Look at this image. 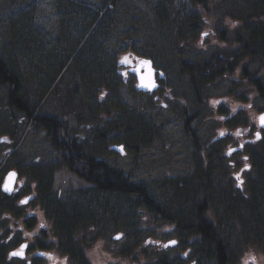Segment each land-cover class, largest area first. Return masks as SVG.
<instances>
[{"label": "rangeland", "instance_id": "374dc122", "mask_svg": "<svg viewBox=\"0 0 264 264\" xmlns=\"http://www.w3.org/2000/svg\"><path fill=\"white\" fill-rule=\"evenodd\" d=\"M35 1L38 5L37 23L43 25L46 31H57L60 18L57 0ZM84 1L94 6L104 5L106 8L111 1L115 3V0ZM115 4L113 10L117 13H113L112 18L115 32L110 37V52L119 50L121 52L119 61H123L125 57L135 61L148 56L166 78L165 81H161L164 87L158 91L140 92L136 76L121 64L120 69L127 76V81L120 87V99L129 107H141L144 113L153 117L160 129L154 141L140 147L137 152L129 151L124 144L126 154L111 151L112 144L122 143L118 141L109 143L110 150L104 154V159L122 169L130 179L148 184L152 194L159 197L158 201L167 206L174 201L168 180L193 177L203 159L208 164L209 160L214 161L217 156L214 162L220 168L219 172L215 173L216 186L213 187L215 203L212 204L210 216L216 220L222 241L228 247L229 264H264V255L259 246L263 242L260 239H264L262 223L264 196L253 204L255 211L252 206L249 211L242 209L241 221L236 220L231 210L220 213L216 205L220 197L219 192L237 191L236 177L242 176L245 179L243 192L250 196L254 193L255 186L261 185V182L264 184V171H261L264 170V166L253 164L258 160L259 148L264 144V140L258 141L254 135L259 130L258 126L255 127L256 123L258 125L259 114L264 112V99L256 96L254 91L250 92L249 98H243L245 90L248 89L244 79L246 75L244 68L247 69L250 78L251 75L263 78L264 55L254 59L252 56L246 58L240 56L237 66L232 71H227L207 87L205 85L203 91L197 95L191 85V74L182 71L183 64L185 66L190 63H205V60L215 52L223 54V63L226 64L225 56L236 49V45L232 44L234 42L238 44V41H235L239 35L238 31L244 34L239 28L243 23L237 18L241 14L240 10L247 6L245 0H211L214 21L206 19L197 34L186 31L181 35L178 31L171 33V29L184 19L189 20L194 16L193 13L198 6L193 0H117ZM161 13H166L168 20L172 22L158 21V15ZM10 16L0 15V21L6 20L7 23ZM222 26L227 30V33L223 34L228 39L226 43L220 38ZM2 40L0 38V42ZM236 50L240 54L241 48L238 47ZM71 79L73 80L68 73L60 87L45 94L41 93L38 84H34L31 86L33 93L31 98L38 103L43 113L64 116L80 138L86 140L101 120L89 119V109L83 104L81 97L71 99L67 95V88L69 86L73 88ZM7 102L8 88L0 87V139L9 137L7 143H0V171L7 168L8 172L14 167V164L10 163L11 160L13 159L15 163L18 157L25 159L28 164L37 162L57 164L58 154L50 147L45 132L34 129L30 122L13 124ZM243 111L249 116V123L243 126L226 123L232 121L234 117L235 120L241 118ZM13 134L14 137H11ZM240 143H245L244 148L231 152L232 148H239ZM212 151L214 154L210 156ZM14 152L17 154L13 155ZM59 165L60 163L56 166ZM28 182L31 184L26 176L21 175L19 183L22 196L16 200V205L22 210L24 217L32 209L40 221L44 220L41 210L43 207L39 202L37 209L27 208L26 204L22 203L30 194L34 195L35 201L37 200V190L34 191ZM53 191L64 201L63 203L69 202L79 208L81 200L97 207L96 224L93 231L86 235V238L94 239L86 247L88 258L93 264H150L151 261L156 263L157 255L164 253L173 258V264H218L213 257L205 256L203 260H197L201 255L198 253L200 252L198 246L195 245L199 239L193 237L186 236L185 241L180 242L178 246L166 247V241L178 239L180 233L159 213L145 206L136 205L133 199L127 196L122 198L113 193H98L92 184L64 166L60 165L55 171ZM120 198L124 204L120 205ZM86 204L81 210L88 207ZM111 206H116L119 213H112ZM1 216L4 223L8 218L15 220L14 225L9 223L11 229L3 232L9 251L16 249L18 243L27 237L42 239V243L44 241L48 243L44 234L45 229L54 234V227L49 220H46V224L39 225L41 230L38 226L29 230L22 221L16 222L18 219L15 213L12 215L5 212ZM27 220L31 222L32 216ZM117 234H122V238L117 239ZM53 246L54 261L67 264L60 255L61 249L54 244ZM130 247L134 249L125 252ZM45 249L47 246L41 244L39 250ZM34 257H31L32 264H45L42 258ZM68 263L72 264L73 261ZM21 264L28 263L22 261Z\"/></svg>", "mask_w": 264, "mask_h": 264}, {"label": "trees", "instance_id": "16d2710c", "mask_svg": "<svg viewBox=\"0 0 264 264\" xmlns=\"http://www.w3.org/2000/svg\"><path fill=\"white\" fill-rule=\"evenodd\" d=\"M193 1L198 6L193 13L194 16L177 24L171 29V33L178 31L181 35L191 31L197 34L206 19L214 21L211 0ZM245 2L247 6L240 10L241 14L237 18L243 23L239 28L244 34L238 31L239 35L235 40L238 44L235 42L232 44L236 45V49L241 48L240 54L233 49L225 56V65L223 54L219 52L212 54L205 63H190L185 66L183 64L182 71L191 74V85L196 95L203 91L205 85L207 87L227 71H232L237 66L240 56L245 58L252 56L254 59L264 55V0ZM115 3L111 1L112 7L108 5L106 8L104 5L94 6L84 0H57L59 29L46 31L43 25L37 23L38 5L35 0H0L1 17L11 14L7 23L6 20L0 21V38L3 39L0 42V87L8 88L7 107L13 124L30 122L34 129L45 132V138L50 147L57 152L59 161H56L57 164L42 162L28 164L25 159L18 157L15 163L13 159L10 163L14 164L13 168H18L22 175L29 176V179L36 180L38 184L37 200L43 207L42 218L44 221L49 220L54 227V234L44 230L49 242L47 248L52 249L54 244L72 259L84 263L85 248L94 240L86 238V235L93 231L96 224L97 207L91 204V209L81 210L82 208L79 209L69 202L63 203L64 201L53 191L54 174L61 165L84 181L93 184L98 193H113L122 198L127 196L132 198L136 205L145 206L159 213L166 221H171L180 233L182 241H185L186 236L199 239L195 244L199 248L198 253L201 254L197 260L201 261L206 256L215 258L217 263L220 261L221 264L224 262L227 264L230 258L228 247L222 241L216 220L210 216L212 204L215 203L213 195V187L216 186L215 173H218L220 168L214 162L217 156L214 161L209 160L208 164L203 159L193 177L168 180L174 201L167 206L158 201L159 197L152 194L148 184L130 179L122 169L104 159V154L110 149L115 151L112 149L114 144L108 149L109 143L118 141L122 143L120 145L127 146L129 151L137 152L140 147L151 144L160 129L153 117L144 113L141 107H129L119 97L120 87L127 81V76L123 74L120 66L121 64L126 68L129 66L124 60L119 61L121 56L119 50L111 52L109 50L110 37L115 32L112 19L113 13H117L113 10ZM158 21L172 22L168 20L166 13L158 15ZM221 33L220 38L226 43L228 39L223 34L227 33V30L223 26ZM244 69L248 89L245 90L243 98H249L250 92L254 91L256 96L264 99V77L251 75L250 78L247 69ZM68 73L73 78L70 80L73 88L70 86L67 88V95L71 99L81 97L83 104L89 109V119L101 120L86 140L80 138L64 116L43 113L38 103L31 98L33 96L31 86L38 84L42 94L48 93L60 87ZM226 123L243 126L249 123V116L243 111L241 118L235 120L234 117L232 121ZM258 140H264V133ZM262 147L258 151V160L253 162L255 166H264V144ZM126 152L125 150V154ZM213 152L210 156L214 154ZM16 154L17 152L13 153ZM59 163L60 165L56 166ZM6 170L7 168L1 173ZM243 189L244 185L240 188L237 183V191L225 190L218 193L220 197L216 205L220 213L231 210L236 220L241 221L243 208L249 211L252 206L255 211L253 204L264 196V184L261 182V185L255 186L251 196L245 194ZM122 198L120 205L124 204ZM34 208L37 209V206ZM111 211L114 214L119 213L116 206H111ZM5 212L12 215L15 213L18 219L16 222L21 223L24 213L17 207L16 198L3 193L0 188V264H21V259H14L11 256L3 236V232L11 229L9 223L15 224L13 218L6 219V223L3 222L1 215ZM32 218L31 222L22 221V224L27 227L38 226L41 230L39 225L43 220L40 221L35 215ZM262 223L264 226V222ZM260 240L263 241L259 246L264 255V239ZM132 249L134 247L126 249L125 252ZM157 260L156 263L151 261L150 264H173V258L165 253L157 255Z\"/></svg>", "mask_w": 264, "mask_h": 264}, {"label": "flooded vegetation", "instance_id": "af4514ba", "mask_svg": "<svg viewBox=\"0 0 264 264\" xmlns=\"http://www.w3.org/2000/svg\"><path fill=\"white\" fill-rule=\"evenodd\" d=\"M158 76H160L161 74H162V71L159 69L158 70ZM161 81V80H160ZM163 81H165V80H163ZM164 87V85H163V83L161 82L160 83V88H163ZM159 88V89H160ZM258 126V129L259 130H257L256 131V133L257 134H259V135H262V133H263V129L261 128V127H259V125H257V123L255 124V127H257ZM259 138H260V136H259ZM8 140L9 139H5L4 141H2V142H0L1 144L2 143H7L8 142ZM1 151V150H0ZM5 170V169H4ZM3 170V171H4ZM0 173H1V171H0ZM4 174V173H3ZM2 173L0 174V188H2L1 186H2V175H3ZM238 179H241L242 180V182H243V177L242 176H239L238 177ZM30 181H31V184H30V186L34 189V191L36 190V188H37V182H36V180H31L30 179ZM241 186L242 185H240L239 187L241 188ZM20 189L21 188H19V187H17V189H16V191H15V193H13L12 195H10L12 198H16V200L18 199V198H21V196H22V192L20 191ZM28 197V199H30L28 202H26V203H23V204H26V207L28 208V207H35V206H37V203H38V201L36 200V203H34V195L33 194H30V195H27L26 196V198ZM35 205V206H34ZM34 215V212H33V210L31 209L30 210V212H29V214L27 215V216H23L22 217V221L24 222L25 220H27V219H29V217L30 216H33ZM32 224V223H31ZM44 224H46V220L44 221H42V224L41 225H44ZM27 227V226H26ZM27 228H29V230H30V228H33V226H30V227H27ZM24 241H26V242H28V243H30V248L28 249V254H27V257L25 258V259H23V260H25L28 264H32V262H31V257H33V256H35L34 258H36V257H40V258H42V260L45 262V264H51V263H58V264H64L63 262H59V261H54V259H53V253H52V251H51V249H46V250H42L43 252H45L44 254H38L36 251H38V249H41V244H43L44 246H47V244L49 243H46V241H44L43 243L41 242L42 241V239H36V240H33V238H30V237H27V239H22L21 241H20V243H22V242H24ZM94 241V240H93ZM48 247V246H47ZM87 247V246H86ZM60 255L61 256H63L64 257V262H66L67 264H69L68 263V261H73V263L75 262V264H93V262L91 261V259L90 258H88V254H87V251H86V248H85V255H86V257H85V262L84 263H82V261H79V260H74V259H72L71 257H69L68 255H67V253H65L64 251H60ZM16 259H18V258H16ZM72 263V264H73Z\"/></svg>", "mask_w": 264, "mask_h": 264}, {"label": "water", "instance_id": "95a60500", "mask_svg": "<svg viewBox=\"0 0 264 264\" xmlns=\"http://www.w3.org/2000/svg\"><path fill=\"white\" fill-rule=\"evenodd\" d=\"M141 61H150L151 62V69H152V73H153L152 80H153V82L155 84V87L149 88V87L143 86L141 84V79H140L141 75H145L147 73V68L141 66ZM127 64L132 66V68L130 69V71L132 73H134L136 75V77H137V80H138V89L139 90L144 91V92H149V91H155V90H157L159 88L160 83L158 82L157 77H156L157 70H156V68L154 66L153 60L150 57H143V58L139 59L136 63L127 62ZM161 77L163 78L164 75H162ZM261 117H264V112L259 115V123L264 128V123H261ZM112 149L117 150V151L121 152L122 154L125 153L124 145H113L112 146ZM10 173H15L16 174L15 177H14V179H13L12 185H11L12 190H13V188L15 186L16 179L18 177V173L16 171H10L8 173V175H7V178H6L5 183L8 182V177H9V174ZM3 190H4V187H3ZM12 190L11 191H5L4 190V191L6 193L7 192L8 193H11ZM24 201H26V200H24ZM116 238L118 239V236H116ZM172 244H175V243H172ZM22 246H24V247L22 248ZM27 247H28V244L27 243H23L21 245V249L23 250V255H16V256H18V257H24L25 256V250L27 249ZM21 249L19 251H21ZM19 251H13V252H11V254L14 253V252H19Z\"/></svg>", "mask_w": 264, "mask_h": 264}, {"label": "snow or ice", "instance_id": "6c2138e0", "mask_svg": "<svg viewBox=\"0 0 264 264\" xmlns=\"http://www.w3.org/2000/svg\"><path fill=\"white\" fill-rule=\"evenodd\" d=\"M205 35H207V33H205ZM124 61L125 62H128V58L125 57L124 58ZM141 66L142 67H146L147 68V73L145 75H141L140 79H141V84L143 86H146V87H149V88H152V87H155V84L152 80V69H151V62L150 61H141ZM261 123H264V117H261ZM239 134V133H237ZM221 135H223V133H221ZM258 138H259V134H257ZM245 159H247V157H245ZM15 173H10L9 174V177H8V182H6L4 184V190L5 191H11L12 190V182H13V179L15 177ZM242 183V181H241ZM22 203H26V201H22ZM172 243H175V242H172ZM24 246H22L23 248ZM13 256H16V255H23V250L21 249V251L19 252H14L12 253Z\"/></svg>", "mask_w": 264, "mask_h": 264}, {"label": "bare ground", "instance_id": "6f19581e", "mask_svg": "<svg viewBox=\"0 0 264 264\" xmlns=\"http://www.w3.org/2000/svg\"><path fill=\"white\" fill-rule=\"evenodd\" d=\"M2 141V139H0V142ZM124 148H125V146H124ZM126 150V149H125ZM3 177H4V180H3ZM2 180H3V182L5 183V181H6V176H4V174L2 175ZM18 180H19V178L17 177V179H16V182H15V186H14V188H13V190H12V192L11 193H8V194H13V193H15V191H16V189H17V184H18ZM93 185V184H92ZM94 186V185H93ZM2 187V186H1ZM1 190L3 191V188H1ZM3 193H4V191H3ZM102 193H104V192H102ZM105 193H107V192H105ZM28 201L30 200V199H27ZM34 202H36L35 200H34ZM84 204H86L85 202H83V201H81L80 200V203H79V209L84 205ZM92 204V203H91ZM91 204H86L88 207H86L85 208V210H87V209H91L90 208V205ZM165 219V218H164ZM90 221V220H89ZM166 222H168V223H170L171 224V221H166ZM116 236H118V239H121L122 238V234H117ZM177 238L178 239H170V240H167L166 241V243H165V246L166 247H175V246H178L179 245V243L180 242H182V240H181V236H177ZM172 242H175V244H172ZM185 249H186V247H185ZM220 260V259H219ZM197 262V261H196ZM218 264H221V262L219 261L218 262ZM223 264H226V262H224ZM227 264H229V263H227Z\"/></svg>", "mask_w": 264, "mask_h": 264}, {"label": "clouds", "instance_id": "9594fccd", "mask_svg": "<svg viewBox=\"0 0 264 264\" xmlns=\"http://www.w3.org/2000/svg\"><path fill=\"white\" fill-rule=\"evenodd\" d=\"M235 26V25H234Z\"/></svg>", "mask_w": 264, "mask_h": 264}]
</instances>
